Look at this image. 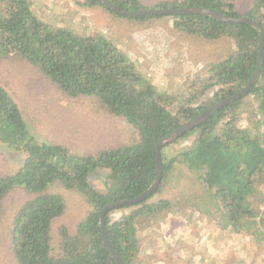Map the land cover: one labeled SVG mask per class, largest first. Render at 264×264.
<instances>
[{"label":"trees","instance_id":"trees-1","mask_svg":"<svg viewBox=\"0 0 264 264\" xmlns=\"http://www.w3.org/2000/svg\"><path fill=\"white\" fill-rule=\"evenodd\" d=\"M109 1L132 11L203 6L230 16H247L264 28V0H254L247 10L239 9L237 0H154L148 5L142 0ZM79 4L101 6L136 21L158 24L170 17L180 36L224 44V53L205 65L203 84L216 89L205 104H195L187 93L170 96L152 82L133 55L103 34L84 35L49 23L36 13L30 0H0V63L6 59L25 61L65 96L93 99L99 108L125 120L133 134L131 140L96 154L76 153L67 145L39 141L13 97L0 86V144L20 158L17 168L0 173V214L7 193L20 190L28 195L2 231L15 264H118L105 243L100 210L145 191L156 176L157 141L241 89L258 62L260 33L245 23H227L200 14L133 17L118 14L97 0ZM181 143L185 145L181 147ZM172 145L180 147L166 154L164 149ZM160 156L159 186L142 201L115 207L104 215L105 235L123 264H135L144 251L142 245L150 244L142 243L141 235L157 236L170 215L183 218L185 209L172 198L151 200L164 189L179 163L203 189L200 202L187 206L190 211L197 210L190 215L203 219L202 215L208 214L222 232L252 238L260 232L264 240V192L260 188L264 183V59L249 92L163 146ZM100 171H104V191L89 181ZM55 181L64 189L63 194L49 190ZM71 198L85 208L74 226L60 222ZM120 209L124 212L113 215Z\"/></svg>","mask_w":264,"mask_h":264},{"label":"rangeland","instance_id":"rangeland-1","mask_svg":"<svg viewBox=\"0 0 264 264\" xmlns=\"http://www.w3.org/2000/svg\"><path fill=\"white\" fill-rule=\"evenodd\" d=\"M30 1L36 13L49 23L65 25L84 35L103 34L133 55L137 64L148 71L152 82L170 96L187 93L195 104L210 102L216 88H208L207 82L203 84L207 74L205 65L224 53V44H209L194 37L180 36L173 30L170 17L157 24L152 20L123 18L101 6L82 7L79 3L84 0ZM142 1L148 5L154 0ZM253 1L237 0V7L247 10ZM194 85L199 88L195 89ZM0 86L13 97L30 132L39 141L67 145L76 153L96 154L133 137L132 127L125 120L99 108L93 99L65 96L23 60L6 59L4 64L0 63ZM184 145L181 143L180 146ZM180 146H168L164 151L171 155ZM15 155L0 144V173L17 168L20 158ZM89 181L97 190H105L104 171L91 175ZM165 185L151 200L164 196L172 198L177 206L180 204L185 209L181 213L183 218L177 221L170 215L159 227L162 231L157 236L141 235L142 243L149 241L150 244L142 245L144 251L135 264H264V240L260 232L253 238L222 232L208 214L202 215L203 219L190 215L197 210L190 211L187 206L193 207L194 203L200 202L203 189L184 164L175 167ZM260 188L264 192V183ZM49 190L64 192L56 181ZM26 198L28 195L20 190H12L4 197L0 214V264H15L8 239L2 231L10 224L11 213ZM77 202L73 198L66 201V215L60 222L74 226L84 215V206L82 208ZM123 210H116L113 215L119 216ZM261 231L264 235V228Z\"/></svg>","mask_w":264,"mask_h":264},{"label":"water","instance_id":"water-1","mask_svg":"<svg viewBox=\"0 0 264 264\" xmlns=\"http://www.w3.org/2000/svg\"><path fill=\"white\" fill-rule=\"evenodd\" d=\"M100 4L104 5L106 8L121 14V15H127V16H141L149 13H155V14H162V15H170V14H175V15H180V14H200V15H205L208 17H213L219 21L222 22H227V23H245L248 24L255 29H257L260 33V50H259V56H258V62L256 65L255 70L253 71L250 79L247 81V83L238 91H236L234 94L230 95L227 98H224L220 100L219 102H216L212 105H210L208 108L203 110L198 116L195 118L185 122L178 128L174 129L170 133L166 134L162 138H160L156 145H155V157H156V176L152 184L142 193H140L138 196L133 197V198H124V199H119L114 202H111L107 205H105L101 210L99 214V219H100V226L103 229V235L105 239V243L110 249L111 254L115 258L118 264H123L120 256L118 253L115 251L109 240L107 239V236L105 235V228H104V215L105 213L113 209L115 207H120L126 204H133V203H138L145 199L151 192H153L157 186H159L160 181H161V156H160V150L163 146H165L168 143L174 142L178 137H180L182 134L186 133L188 130L194 128L195 126L203 123L209 116H211L214 112L219 110L221 107L233 102L236 99H239L241 96H244L247 92L250 91L252 86L254 85L264 59V28L260 24V22L251 19L247 16H230L227 14H223L219 11L213 10L211 8L203 7V6H187V7H181V8H145L142 10L138 11H132V10H127V9H122L109 0H97Z\"/></svg>","mask_w":264,"mask_h":264},{"label":"crops","instance_id":"crops-1","mask_svg":"<svg viewBox=\"0 0 264 264\" xmlns=\"http://www.w3.org/2000/svg\"><path fill=\"white\" fill-rule=\"evenodd\" d=\"M175 220H177V219H175ZM178 221V220H177Z\"/></svg>","mask_w":264,"mask_h":264}]
</instances>
